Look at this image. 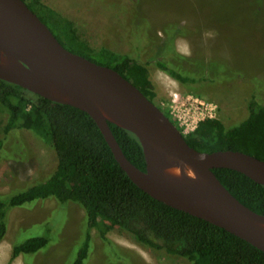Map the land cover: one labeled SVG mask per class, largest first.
I'll list each match as a JSON object with an SVG mask.
<instances>
[{"label":"trees","instance_id":"trees-1","mask_svg":"<svg viewBox=\"0 0 264 264\" xmlns=\"http://www.w3.org/2000/svg\"><path fill=\"white\" fill-rule=\"evenodd\" d=\"M24 1L64 47L116 69L154 102L157 94L150 79L149 64L189 90L199 82L214 81L224 70L226 81H234L240 71L236 63H229L226 59H222L223 66L220 67L212 59L206 58L199 63L195 55L186 56L178 52L177 38L189 34L180 22L166 23L162 27L161 38L151 35L148 21L143 25L147 26L144 43H133L131 49L137 52L152 44L155 46L152 57L142 62L131 53H117L107 46L93 49L81 38L72 20L62 17L41 0ZM255 10H261V7ZM141 24L142 20L134 22L135 27ZM255 66H249L248 72L238 76L249 82L253 89L248 99L247 116L236 125L229 126L217 117L200 121L194 131L185 135L190 146L203 152L238 150L264 160V98L260 94L264 91V76L259 75L264 70L257 64ZM0 112L7 114L0 137V161L7 155L5 144L9 134L24 129L35 132L50 143L58 158L57 167L47 180L15 194H0V243L8 234L13 208L38 200L55 199L59 204L77 203L86 213V231L74 247L77 255L72 264H86L90 258L93 228L99 230L107 243H112L103 226L105 220L125 231L138 245L184 258L189 264H264V251L261 249L205 219L155 199L136 185L121 168L97 123L86 111L54 102L0 79ZM164 112L170 118L171 114ZM173 122L178 126L176 121ZM110 127L126 157L141 170H146L139 139L115 124L110 123ZM213 171L240 202L264 215V185L233 169L215 168ZM50 243L47 236L30 237L14 243L8 264L20 255L29 264L26 256H36Z\"/></svg>","mask_w":264,"mask_h":264},{"label":"rangeland","instance_id":"rangeland-1","mask_svg":"<svg viewBox=\"0 0 264 264\" xmlns=\"http://www.w3.org/2000/svg\"><path fill=\"white\" fill-rule=\"evenodd\" d=\"M41 1L62 17L72 20L81 38L93 49L107 46L117 53H131L142 62L152 57L155 45L139 52L133 51L130 45L144 43L147 26L143 25L147 21L155 38L163 36L162 27L168 22L184 24L189 34L177 38L178 52L195 55L199 63L206 58L212 59L220 67L223 66L222 59H226L229 63H236L240 71L234 81H226L224 70L214 81L190 86L192 91L149 64L150 79L157 94L155 103L171 114L173 121H176L173 111L178 98L184 102L204 101L226 126L247 116L248 99L253 89L249 82L238 76L256 64L264 70V0ZM258 6L261 10H255ZM141 20L143 24L135 27L134 22ZM262 72L260 77L264 76ZM260 94L264 98V91ZM6 120L7 114L0 112V137ZM5 149L7 155L0 161V194H15L45 181L57 167L58 158L53 146L31 130L11 132ZM85 214L79 204H59L55 199L38 200L13 208L8 234L0 243V255L5 254L0 264L10 262L14 243L35 236H47L51 243L36 256L27 255L29 264H66L69 257V264H72L77 255L74 247L86 231ZM103 226L113 244L107 243L99 230L93 228L92 252L86 264H189L184 258L138 245L109 220L103 221ZM11 264L26 262L20 255Z\"/></svg>","mask_w":264,"mask_h":264},{"label":"water","instance_id":"water-1","mask_svg":"<svg viewBox=\"0 0 264 264\" xmlns=\"http://www.w3.org/2000/svg\"><path fill=\"white\" fill-rule=\"evenodd\" d=\"M0 79L86 111L131 180L157 200L205 219L264 251V215L240 202L213 169L264 185V160L238 150L203 152L116 69L64 47L24 0H0ZM110 123L140 141L146 170L124 154Z\"/></svg>","mask_w":264,"mask_h":264},{"label":"built area","instance_id":"built-area-1","mask_svg":"<svg viewBox=\"0 0 264 264\" xmlns=\"http://www.w3.org/2000/svg\"><path fill=\"white\" fill-rule=\"evenodd\" d=\"M192 99V96L189 97ZM194 102L175 99V118L179 128L184 135L194 131L198 123L207 118H216L214 110L207 107L204 101L193 100Z\"/></svg>","mask_w":264,"mask_h":264},{"label":"crops","instance_id":"crops-1","mask_svg":"<svg viewBox=\"0 0 264 264\" xmlns=\"http://www.w3.org/2000/svg\"><path fill=\"white\" fill-rule=\"evenodd\" d=\"M12 254V253H11ZM5 254L0 255V260L4 258ZM19 257V256H18ZM16 259V258H15Z\"/></svg>","mask_w":264,"mask_h":264}]
</instances>
